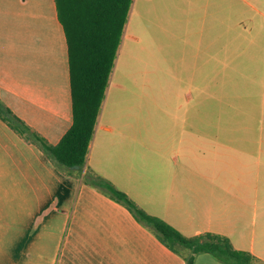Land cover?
I'll use <instances>...</instances> for the list:
<instances>
[{"label": "crops", "instance_id": "crops-1", "mask_svg": "<svg viewBox=\"0 0 264 264\" xmlns=\"http://www.w3.org/2000/svg\"><path fill=\"white\" fill-rule=\"evenodd\" d=\"M141 16L143 26L145 17L154 18L162 44L181 52V59L188 56L196 74L198 68L207 74L215 52H230V21H237L238 82L254 65L259 68L255 44L261 41L257 26L264 0H133L118 55L138 38L139 27L143 34ZM115 67L81 173H66L0 116V264H135L136 255L137 264H187L153 231L151 237V229L123 203L86 183L88 167L183 233H220L264 260L260 143L245 135L247 128H237L242 135L232 142L230 128L208 125L198 135L200 104L212 96L208 88L215 81H190L201 93L189 94L184 128H175L181 123V80H166L157 102L161 120L151 116L149 128H135L111 108ZM0 96L52 143L71 127L69 46L56 0H0ZM151 241L157 252L150 260ZM195 264L226 263L199 253Z\"/></svg>", "mask_w": 264, "mask_h": 264}, {"label": "trees", "instance_id": "trees-1", "mask_svg": "<svg viewBox=\"0 0 264 264\" xmlns=\"http://www.w3.org/2000/svg\"><path fill=\"white\" fill-rule=\"evenodd\" d=\"M56 3L69 46L73 123L58 143H52L15 114L1 96L0 116L66 173L75 174L87 165L133 0H56ZM84 180L123 203L167 247L181 254L187 264H195L199 253H210L226 264H264L252 252L236 248L226 235L211 231L183 233L164 218L146 211L126 191L90 167Z\"/></svg>", "mask_w": 264, "mask_h": 264}, {"label": "rangeland", "instance_id": "rangeland-1", "mask_svg": "<svg viewBox=\"0 0 264 264\" xmlns=\"http://www.w3.org/2000/svg\"><path fill=\"white\" fill-rule=\"evenodd\" d=\"M231 7L234 10H231L230 15L232 19L237 20L236 7L233 5ZM148 17L144 18L145 26L142 24V16L139 20V25L145 29L143 34L141 27H139V33H136L138 38L131 40L128 48H124L122 54L119 52L117 56L120 60L117 62L118 65L115 64L116 71H114L112 80L116 81V85L111 99V108L117 112L116 117H127V119L133 121L135 128H149L151 116H158L156 118V123H158L163 113L160 110V104L157 102H161L160 94L163 91L164 83L166 80L177 78L181 80V82L177 81L176 89L178 94L181 95L179 102L182 107L181 117L180 112L178 114L181 123H177L175 128H184V110L192 101L189 94L200 95L201 93L200 90L198 92L192 87L190 81L195 79V76L211 78L215 81L211 86L212 89L208 88V92L212 96H208V99L200 104L202 117L198 118V135H203V132L208 131V125H211L212 128H230L229 139L232 142L237 135H242V133L237 134V128H247L245 135L254 136L256 144L260 143V147H256L258 148L256 155H260L263 160L264 19L258 20L257 30L262 33L261 41L257 39L255 44L260 50L259 68L253 66L252 63L253 67L250 75L241 73L244 77L241 80L242 82L239 83L237 21H232V19L230 21V52L228 54L215 52L214 59L207 66V74H205V70L200 68L197 69L196 74L195 67L188 63V56L181 59V52L167 49L162 44L164 39L162 31H156V26L153 25L154 18ZM209 59L208 57L207 63ZM177 101L176 104H179ZM154 108H157V110L153 112L152 109ZM211 114L214 115L212 118ZM219 114H223V116H219ZM199 141L201 140L199 139ZM258 198L260 199V205L264 206V188L261 189ZM139 205L141 206V204ZM152 236L155 238L151 230ZM156 252L154 241H151L148 246L150 260ZM189 252V250H186V253ZM138 260L140 259L136 255L134 263L137 264Z\"/></svg>", "mask_w": 264, "mask_h": 264}, {"label": "water", "instance_id": "water-1", "mask_svg": "<svg viewBox=\"0 0 264 264\" xmlns=\"http://www.w3.org/2000/svg\"><path fill=\"white\" fill-rule=\"evenodd\" d=\"M73 167H74V168H79V165H74Z\"/></svg>", "mask_w": 264, "mask_h": 264}]
</instances>
